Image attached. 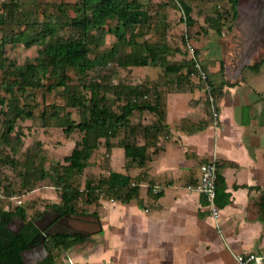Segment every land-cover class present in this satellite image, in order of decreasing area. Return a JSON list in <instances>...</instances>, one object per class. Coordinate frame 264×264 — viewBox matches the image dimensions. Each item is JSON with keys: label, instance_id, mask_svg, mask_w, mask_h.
I'll use <instances>...</instances> for the list:
<instances>
[{"label": "crops", "instance_id": "crops-1", "mask_svg": "<svg viewBox=\"0 0 264 264\" xmlns=\"http://www.w3.org/2000/svg\"><path fill=\"white\" fill-rule=\"evenodd\" d=\"M224 39H212L201 56L209 74L222 78L216 123L202 88L187 86L180 76L157 84L152 92L163 110L162 132L140 130L136 139L145 157L139 163L120 144L128 133L120 130L109 144L99 137L92 175L82 187L77 183L74 211L65 212L77 222V232L68 235L80 237L51 247L53 264H238L237 253L264 256V60L257 71L251 68L264 56L228 76L236 56L222 55ZM212 158L218 162L215 215L205 194L192 188L201 164ZM110 170L130 177L124 189L107 191L101 184L88 196L86 179L97 184ZM49 194L53 200H45L35 217L62 202L61 189L55 196L40 193Z\"/></svg>", "mask_w": 264, "mask_h": 264}, {"label": "rangeland", "instance_id": "rangeland-1", "mask_svg": "<svg viewBox=\"0 0 264 264\" xmlns=\"http://www.w3.org/2000/svg\"><path fill=\"white\" fill-rule=\"evenodd\" d=\"M3 1L6 0H0V3ZM76 1L7 0L6 2L12 9L14 6L16 7V11L13 9L14 13L11 16V22L7 24L10 27L3 28L0 26V36L4 29L9 31L10 28H23L28 21V26L24 27L27 28V32H30L33 26H36L37 34H42L43 39L66 38L74 30L69 25V20L81 11ZM139 1L143 2L149 9L151 14L149 23L140 27L139 25H122L115 19L107 20L103 30L96 28L91 30L92 39H95L89 44L90 56L109 50L114 44H118L121 53H131L142 49L146 42L163 43L167 46L166 54L164 55L165 63L181 66L182 71H180V74L177 71L166 72L160 62L147 65L121 66L115 61H111L107 66L89 68L84 77H78L71 68L67 69V73L73 79L70 82L72 89L79 92L80 98H87L89 93L88 89L83 87V81L85 80V83L88 84L91 80L98 81L105 78V81L110 86L113 84L123 86L124 93L128 92L124 88L126 86L127 88L136 87L140 91L149 88V93L146 94V92V95L143 94L144 96L141 95L140 98L153 101L155 96L152 91L157 84L159 86L167 85L168 82L172 84L175 78L182 76L181 79L184 83L187 82V86H198L204 92H207V88H210L214 92L212 94L216 101L222 78L216 81L209 74L203 66L201 56L202 52H205L208 49V45L212 43V39L219 41V37L225 38L222 40V55L227 56L230 53L231 49L229 48L232 45L230 35L227 34L234 23L233 10L234 7L236 8V4L232 0ZM182 4H187L191 8L190 15L194 20L192 24L187 23ZM60 5H62V8H59ZM61 10L66 11V13L63 15ZM208 18H211L212 23L207 21ZM32 22H35V24L33 25ZM216 27L220 29L219 34L214 31ZM34 30L30 33H33ZM138 30L143 31L142 35L136 37L138 43H125V39L132 32H137ZM118 33L123 34L125 38L118 39ZM39 43V40L38 44L33 43L30 46H25L21 41L7 43L3 46L0 60L6 64L14 62L16 65L34 61L37 51L41 47ZM4 56H7L8 59L4 58ZM253 56H255L252 59L253 61H258V58L261 59L264 56V46ZM40 74L43 83L50 81L47 78L49 75L48 71ZM203 74H205V77H203ZM1 76L2 71L0 69V84L1 80L5 79V77L1 78ZM52 80L54 81L53 78ZM29 90L32 96L27 97V101L32 105L34 116L16 120L14 131L10 135L9 144L0 139V185L9 187L7 195L20 198V204L26 207V217L32 218L39 211V208L42 207V203L45 200L49 202L53 200L51 194L47 197H42L40 195L42 191L45 194L51 192L52 196L58 195L60 188L53 186L57 180L56 170L60 169L62 164H65L64 156L71 152L83 135V131L78 129L66 134L63 126L55 124L57 119L53 116V111L59 110L61 114H67L73 120L79 121L87 117L88 109L86 106L81 105L72 106L66 98L62 86H55L50 91H47L45 85H39L31 86ZM104 90L106 91L103 94L108 98V103L113 108L124 101V98L116 97L114 90L117 91V88L111 86ZM0 94L3 95V91ZM85 100L87 104L88 101L87 99ZM43 110L48 113V122L50 123L48 125L42 123L41 112ZM3 118L1 114L0 120H3ZM130 118L133 123L141 122L146 124L156 121L157 116L147 110H136L135 113L130 115ZM157 131L158 133L162 132L161 129ZM164 133L166 132L164 131ZM12 147L16 148L13 153L11 151ZM96 163V160L91 155L87 164L88 167L85 170L83 169L81 174L74 177V183L76 185L78 183L82 187L85 178L92 175L91 171ZM26 179H30L35 183L33 188L28 189V185L25 184ZM16 198L0 200V207L12 208L17 204ZM27 198H29V202L25 204ZM71 222L73 225H77L74 219Z\"/></svg>", "mask_w": 264, "mask_h": 264}, {"label": "trees", "instance_id": "trees-1", "mask_svg": "<svg viewBox=\"0 0 264 264\" xmlns=\"http://www.w3.org/2000/svg\"><path fill=\"white\" fill-rule=\"evenodd\" d=\"M6 1L0 3V26L3 28L10 27L7 24L11 22V16L14 13L13 9L16 11V7L14 6L12 9ZM232 1L234 4L238 3V0ZM76 3H78L81 11L69 20L68 23L74 30L66 38L43 39L42 34H37L36 26H33L35 22H32L33 28L31 29V31L35 29L34 32H27V28H24L26 25L28 26L27 20L23 28H10L9 31L7 29L2 31L1 29L0 36V55L3 46L7 43L21 41L25 46H30L33 43L38 44L39 40L41 46H39L40 48L34 61L16 65L14 62L6 64L0 60L1 78L5 77L0 84V92L3 91L4 93L3 95L0 94V115L2 114L4 117L3 120H0V139L3 142L10 143V135L14 131L17 119L34 116L32 105L27 101V97L32 96L29 90L31 86L45 85L47 91H50L55 86H62L63 92L72 106L81 105L86 106L88 109L87 117L79 121L73 120L67 114H61L59 110L53 111V116L57 119L55 124L63 126L66 134L75 129L83 131L80 141L75 144L68 155L64 156L65 164H62L61 168L56 170L57 180L54 184L61 189L62 202L60 204H52V207H55L60 213L74 211L76 198L81 193V190L74 183V177L82 173L84 167L88 164L93 148L100 142L99 137L105 136L106 144H109L107 139L123 129L124 134L128 133V135H124L120 142L124 147L125 155L132 157L139 163L140 159L145 157V154L144 149L137 142V135L140 134L141 129H145L146 133H156L159 127L162 126L163 118V110L160 108L156 97H154L153 101L140 98L141 95L149 93V88L140 91L136 87L127 88L126 86L124 88L130 93H124L125 90L120 84L111 85L118 89L117 91L114 90L116 97L124 98L121 104L115 105L113 108L108 103V98L103 94L106 91L104 89L111 87L107 84L105 78L98 81L91 80L88 84L84 80L83 87L88 89L89 96L82 99L79 96V92L72 89L70 82L73 79L67 73V69H73L78 77H84L86 71L91 67L107 66L111 61H115L121 66L147 65L160 62L166 72L180 69L177 64L165 63L164 55L166 54L167 46L157 42H146L142 49L131 53H121L118 44H114L109 50L90 56L89 44L95 39H92V29L103 30L106 21L111 19H115L122 25H139L142 27L149 23L151 14L144 3L139 0H77ZM182 7L187 23L191 24L193 22L190 15L191 8L187 4H182ZM59 8H62V5ZM61 11L63 15L66 13V11ZM236 16L237 10L234 7L233 17L236 18ZM207 21L212 23L211 18H208ZM215 29L218 33L220 32L219 27ZM142 34L143 31L141 30L132 32L125 39V43L137 44L136 37ZM117 37L120 40L125 38L121 33H118ZM4 58L8 59L7 56H4ZM263 60L264 58L253 64L251 68L257 71ZM46 71L49 72L47 78L50 81L43 83L40 73H45ZM228 84L231 85L232 83L228 82ZM85 99L88 101L87 104ZM134 110L154 112L158 119L146 124L141 122L132 123L130 115ZM41 118L44 125L50 124L46 110L41 112ZM132 136L133 138H131ZM11 151L12 153L15 152L16 148L12 147ZM129 180L130 177L127 174L110 170L108 176L101 178L97 184H92L91 178L86 179L87 195L92 196V192L101 184H106L107 191L122 190ZM25 184L28 185V189H31L35 183L30 179H26ZM4 189L6 193L9 192L8 186L4 187ZM128 195L125 194L123 196L129 197ZM262 201L264 206V196H262ZM15 215L22 217L23 222L18 231L13 233L6 228V224ZM39 232L40 230L34 222V217H26L25 205L17 203L12 208L0 207V264H22L21 250L34 244ZM79 237L78 234L57 233L47 235L48 239H45V246L49 252L36 264H53V254L50 248L58 245L68 246L79 239Z\"/></svg>", "mask_w": 264, "mask_h": 264}, {"label": "water", "instance_id": "water-1", "mask_svg": "<svg viewBox=\"0 0 264 264\" xmlns=\"http://www.w3.org/2000/svg\"><path fill=\"white\" fill-rule=\"evenodd\" d=\"M248 7H251L248 8ZM236 10H237V16L234 19V23L232 28L228 31L227 35H230L231 33H234V30L237 29L238 31H241L242 36H240V44L243 48L245 47V44L247 46L251 47V51L245 54L243 57L244 59H240L239 61H234L232 64V58L230 60V64L228 65L225 73L230 75H237L240 73L241 69L250 62L251 56L255 55L257 52H259V49L264 46V39L262 44L258 43L257 41L253 40V35L255 32H258L261 30V28L264 31V0H240L236 4ZM240 33V34H241ZM264 35V32H263ZM264 38V37H263ZM232 46L229 48L232 50ZM228 49V50H229ZM253 49V50H252ZM232 52V51H230ZM242 57V58H243ZM233 73V74H231ZM53 211L55 212V215L52 216V218L45 222L44 225H40L37 220H34L35 224L39 228V230L44 234L49 233L50 230H45L46 225L51 224V220L56 218V215H58V212L53 208ZM19 226L23 222L22 217H18ZM55 224L57 222H54ZM68 228H66L64 231L67 234H73L77 232L75 228H73L70 224H67ZM44 236L42 235L39 239V243L36 245H31L23 250H21V260L22 264H36L39 260L43 259L47 255V248L43 243ZM14 264V263H9ZM16 264V263H15Z\"/></svg>", "mask_w": 264, "mask_h": 264}, {"label": "built area", "instance_id": "built-area-1", "mask_svg": "<svg viewBox=\"0 0 264 264\" xmlns=\"http://www.w3.org/2000/svg\"><path fill=\"white\" fill-rule=\"evenodd\" d=\"M205 77V74H203ZM207 100L209 103L210 108L212 109V114L214 116V123H216V106H215V99L213 97L214 93L210 88H207ZM217 172H218V162L215 158H212L208 161H205L200 166V175L196 182L193 185V189L202 192L209 200V204L211 206V211L215 215L216 214V206L214 203L215 194H216V182H217ZM7 196L5 189L2 185H0V200L4 199ZM17 203H20L21 200L19 197L16 198ZM235 259L237 260L238 264H255L264 260V256L257 252L249 251L243 253L235 254Z\"/></svg>", "mask_w": 264, "mask_h": 264}, {"label": "flooded vegetation", "instance_id": "flooded-vegetation-1", "mask_svg": "<svg viewBox=\"0 0 264 264\" xmlns=\"http://www.w3.org/2000/svg\"><path fill=\"white\" fill-rule=\"evenodd\" d=\"M54 215L55 214H54L53 208H48V209L45 210V212L40 213L38 216L34 217V220H37V222L40 225H44L45 222H48L52 218V216H54ZM17 219H18V217L15 215L6 224V228L9 231L13 232V233L14 232H17L18 229L21 226V225L19 226V222H18ZM71 220L72 219L70 218V214L58 212V215H56V218L51 220L52 223L46 225V227H45V230L49 229L50 232L49 233L46 232V234L45 233L43 234L40 231L39 232V236H38V238H36L35 243L34 244H31V245L33 246V245L38 244L39 243V239H40V237L42 235L44 236L43 243L45 245V238H46L47 235H49V234H57V233H59V234H65V232H62V231H64L66 228H68L67 224H70L74 228ZM54 222H57V223L55 224ZM6 238H8V236H6ZM0 253H1V251H0ZM20 255H21V253H20ZM0 259H1V256H0Z\"/></svg>", "mask_w": 264, "mask_h": 264}, {"label": "bare ground", "instance_id": "bare-ground-1", "mask_svg": "<svg viewBox=\"0 0 264 264\" xmlns=\"http://www.w3.org/2000/svg\"><path fill=\"white\" fill-rule=\"evenodd\" d=\"M251 9V7H248ZM238 32V33H237ZM263 29L261 28V30H259L258 32H255L254 35H253V40L257 41L258 43L262 44L263 42ZM241 31H238L237 29L234 30V33H231L230 34V40L231 42H233L232 38L233 36H237L238 39L235 41V43L232 45V53H229L228 56H231L233 54V56H236L235 59L236 61H239L240 59H244V55L247 54L248 52L251 51V47L247 46V44H245V47L243 48L240 44H238L240 42V36H242V33ZM253 50V49H252ZM243 57V58H242ZM253 56H251L252 58ZM233 64V63H232Z\"/></svg>", "mask_w": 264, "mask_h": 264}]
</instances>
